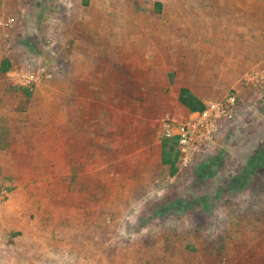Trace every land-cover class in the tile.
Wrapping results in <instances>:
<instances>
[{
  "label": "rangeland",
  "instance_id": "1",
  "mask_svg": "<svg viewBox=\"0 0 264 264\" xmlns=\"http://www.w3.org/2000/svg\"><path fill=\"white\" fill-rule=\"evenodd\" d=\"M211 1L28 0L0 76V264H264V99L189 168L162 163Z\"/></svg>",
  "mask_w": 264,
  "mask_h": 264
},
{
  "label": "crops",
  "instance_id": "2",
  "mask_svg": "<svg viewBox=\"0 0 264 264\" xmlns=\"http://www.w3.org/2000/svg\"><path fill=\"white\" fill-rule=\"evenodd\" d=\"M211 4L226 9L218 19L220 28L208 37L204 35L207 43L199 44L202 51L189 49V69L182 70L181 75H185L175 82L177 95L179 98L181 90L188 89L207 105L234 91L242 101L241 108L246 109L264 99V0H212ZM27 8L28 0H0L2 77L12 75L17 64L19 50L13 44L21 39L16 32L25 22ZM76 8L82 6L76 3L71 12L77 13ZM4 61L10 65L7 72L1 69Z\"/></svg>",
  "mask_w": 264,
  "mask_h": 264
},
{
  "label": "built area",
  "instance_id": "3",
  "mask_svg": "<svg viewBox=\"0 0 264 264\" xmlns=\"http://www.w3.org/2000/svg\"><path fill=\"white\" fill-rule=\"evenodd\" d=\"M240 110L237 96L229 95L220 101L208 103L203 112L188 118H167L164 137L178 142L181 169L189 168L211 153L219 138L233 129Z\"/></svg>",
  "mask_w": 264,
  "mask_h": 264
},
{
  "label": "trees",
  "instance_id": "4",
  "mask_svg": "<svg viewBox=\"0 0 264 264\" xmlns=\"http://www.w3.org/2000/svg\"><path fill=\"white\" fill-rule=\"evenodd\" d=\"M8 69L9 65L3 67L2 71L7 72ZM179 101L192 113L203 112L206 109V105L188 89L181 90ZM169 141H173V143L171 145L167 143L163 145L162 163L171 168L172 175H176L181 149L176 140Z\"/></svg>",
  "mask_w": 264,
  "mask_h": 264
}]
</instances>
